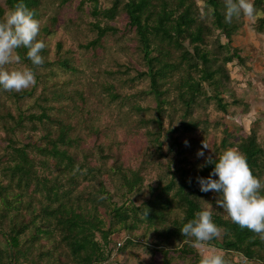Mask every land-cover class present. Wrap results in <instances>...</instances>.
Segmentation results:
<instances>
[{"label":"trees","instance_id":"1","mask_svg":"<svg viewBox=\"0 0 264 264\" xmlns=\"http://www.w3.org/2000/svg\"><path fill=\"white\" fill-rule=\"evenodd\" d=\"M40 1L22 0L33 11L37 20L40 17ZM252 1L257 11L261 10L263 13L256 20V30L263 34L264 0ZM17 2L20 0H3V5L0 4V19ZM92 2L93 16L100 15L102 20L111 22L122 13L127 18L129 32L134 31L139 45L137 49L147 68L139 76L149 79V92L156 102V134H159L165 119L172 122L175 118L177 109L171 112L165 108L172 105L168 101L172 92H176L173 103L180 112L175 133L193 134L200 131L206 122L200 120V117L207 113L211 100L215 101L219 110H226L227 105L223 103L222 95L232 82L227 65L234 59L242 65L244 60L236 50L229 54L228 48L233 32L243 25V17L239 20L233 18L231 23H226L224 0H203L205 7L211 9L210 21L203 18L194 0H113L112 7L101 12L98 11V1ZM93 28L98 37L91 43L92 46L98 43L100 45L108 32L113 31L98 23ZM42 31L50 33L47 27ZM216 31L229 39L226 45H222L218 36H215ZM211 37H214L210 43L213 53L206 49ZM38 39L41 40L39 36ZM185 43L190 49H186ZM18 52L21 55V64L31 67L30 61L25 59L26 49H19ZM44 54L45 49L41 55ZM68 63V60L57 61L62 68H68ZM41 67H48V63H43ZM204 84L212 89V95H208ZM4 93L17 104V114H12L2 105L0 126L5 133L6 146L2 150L5 162L0 168V176L3 175L8 180L4 184V180L0 179V264H103L110 258L111 250L107 251L106 248L109 245V236L115 231L112 229L113 225H120L130 234H134L141 224L154 227L158 240L152 252L161 254L162 264H174L171 261L173 257L187 252L188 244L184 242L186 238L181 235L180 228L194 219L197 211L203 210L202 200L210 192L200 191L197 178H208L214 164L206 165L200 169L199 175L192 178L186 177L188 169L177 168L170 182L163 187L160 183L152 199L141 207L118 206L115 201H111V195L106 190L102 165L99 168L93 166L87 161L88 156H84L83 162H78L67 150L73 146L72 129L69 125L50 118L43 104L34 103L35 108H39L37 113H22L20 102L32 98L34 93ZM58 96V92L51 93L52 98ZM39 99L47 102L48 97L42 93ZM235 105L240 106V103L235 102ZM25 123L33 131L38 124L48 127L47 123H59L58 134L54 136V133L46 132L43 135L45 143L40 146L24 144L14 138V134L17 129L26 126ZM225 133L229 136L228 132ZM257 140V133L252 130L238 144L229 142L225 137L221 146L226 150L231 148L242 153L253 175L260 179L263 153ZM172 141L171 149L179 146L176 139L173 138ZM161 148L158 142L157 150L160 151ZM100 158L105 160L107 157L100 151ZM182 159L185 164L188 163L185 158ZM112 171L120 175L127 193L139 192L142 185L140 176L132 173L129 177L118 165ZM176 174L180 175L179 183L175 179ZM82 182H87V185L79 190ZM171 192L173 198L169 197ZM173 205L177 208L174 217L170 218ZM221 210L219 208L216 213H212V219L224 231L222 242L214 239L209 245L240 254L248 262L261 261L264 244L259 237L221 217ZM102 211L106 217L110 214L116 221L109 222L108 228L105 226L106 219L101 216ZM99 236L103 240L102 244L97 238ZM59 241L64 244V253L57 246ZM174 242L183 243V246L169 247ZM136 244L144 245L134 236H127L115 245L117 251H124L127 245ZM199 260L196 259L193 264H199Z\"/></svg>","mask_w":264,"mask_h":264},{"label":"rangeland","instance_id":"2","mask_svg":"<svg viewBox=\"0 0 264 264\" xmlns=\"http://www.w3.org/2000/svg\"><path fill=\"white\" fill-rule=\"evenodd\" d=\"M97 1L100 12L112 7L113 0ZM194 1L203 18L210 21L211 9L205 7L203 0ZM0 4L3 5V0H0ZM93 4L92 0L40 1L39 37L46 44L43 58L48 67L38 68L37 72L35 71L36 77L38 75L35 86L24 90L34 95L20 102L22 113H37L39 108H35L34 103L43 104L50 118L69 125L72 129L73 146L67 150L78 162H83L84 156H88L87 161L93 166L99 168V165H102L106 190L111 195V201H115L118 206L141 207L152 199L160 183L163 187L170 182L177 168L188 169V178L196 177L200 169L202 170L199 166L203 165L206 157L211 155L212 158H217L226 150L221 146L225 137L229 142L238 144L247 138L252 130L257 133L258 145L263 153L260 179L264 181V33H258L256 30V20L263 16L262 11L258 10L261 15L254 20L243 17L242 27L234 31L230 38L229 54L234 50L238 51L244 63L241 65L234 59L227 65L232 82L230 88L222 95L223 103L227 105L226 110H219L215 101L211 100L207 113L200 117V120L206 121L200 131L193 134L175 133L180 112L178 106L173 103L176 92H172L168 97L172 105L165 108L171 112L177 109L175 118L172 122L165 119L159 134H156V102L149 92V79L139 76V73L147 68L142 54L137 49L139 45L134 31L129 32L127 18L122 13L111 22L102 20L100 15L93 16ZM54 20L55 23H52ZM95 23L101 27L108 26L113 31L108 32L100 45L98 43L92 46L91 43L98 37L93 28ZM44 27L48 28L49 34L42 31ZM215 36H218L222 45H226L229 40L218 31ZM213 38L208 40L206 48L210 53H213L210 44ZM185 47L190 49L187 43ZM58 60H68V68L59 67ZM24 67L27 66L21 62L9 66L12 69ZM204 88L208 95L213 94L206 84ZM52 92H58L60 96L52 98ZM42 93L48 97L47 102L39 101ZM6 94L0 92V114L4 105L16 115L17 104ZM235 102H239L240 106L235 105ZM59 123H47L48 127L38 124L35 131L25 123L26 126L16 130L14 138L24 144L33 143L40 146L45 143L43 135L46 132H52L54 136L58 134ZM225 132H228L229 136ZM173 138L179 146L171 149ZM203 141L209 149H203ZM158 142L162 147L160 151L157 150ZM5 146V133L0 126V168L5 162L2 158ZM179 148L182 150L181 154ZM201 150L205 153L204 157L197 156V152ZM100 151L107 157L105 160L100 158ZM182 158L188 163L185 164ZM41 160L44 158L41 157ZM115 165L120 166L122 172L129 177L134 173L142 178L139 192H126L120 175L112 171ZM2 177L3 175L0 179L6 184L8 179ZM175 179L179 183L180 175L176 174ZM85 185L87 182H82L79 190L85 188ZM151 189L154 191L151 192ZM169 197L173 198L172 192ZM216 198V194L210 191L202 200L203 210L216 213L219 209L215 203ZM172 208L174 210L170 218L174 217L177 206L173 205ZM219 215L227 219L223 210L219 211ZM101 216L106 219V228L109 227V222H116L110 214L106 217L104 211ZM112 229L115 231L109 236V245L106 248L107 251L111 250L110 258L103 264H162L161 254L152 252L158 240L154 227L141 224L134 234L126 232L120 225H113ZM223 234L222 230L221 235L216 238L217 242H222ZM127 236H134L144 245H127L124 251H117L116 242ZM97 238L102 244L100 236ZM58 243L57 246L64 253V244L61 241ZM262 243L264 244V241ZM172 245L169 247L181 248L183 243L174 242ZM213 250L223 254L225 264H264V251L261 252V261L248 262L240 254L224 251L213 245H208L203 250H195L189 244L184 255L175 256L171 261L174 264H193L202 254Z\"/></svg>","mask_w":264,"mask_h":264},{"label":"clouds","instance_id":"3","mask_svg":"<svg viewBox=\"0 0 264 264\" xmlns=\"http://www.w3.org/2000/svg\"><path fill=\"white\" fill-rule=\"evenodd\" d=\"M224 6L226 23H231L233 18L254 20L261 15L251 0H224ZM39 34L40 21L22 0L0 19V92L19 93L35 86V69L43 65L41 53L46 48L45 42L38 39ZM19 49H26L25 59L31 67L9 68L21 62ZM202 147L209 149L204 141ZM197 156L204 157V151H198ZM211 164L214 168L209 177L197 178L200 191L217 193L215 203L226 218L264 241V181L253 175L246 157L235 149L225 150L215 160L209 155L199 167ZM180 232L186 238L185 243L195 250H203L222 230L213 222L212 212L206 209L197 211L195 218L184 223ZM199 264H225V260L222 253L213 250L202 254Z\"/></svg>","mask_w":264,"mask_h":264}]
</instances>
